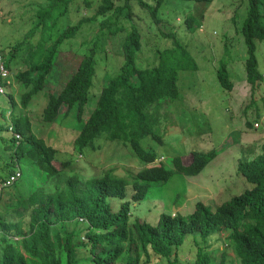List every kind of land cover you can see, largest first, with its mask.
<instances>
[{"label": "trees", "instance_id": "obj_1", "mask_svg": "<svg viewBox=\"0 0 264 264\" xmlns=\"http://www.w3.org/2000/svg\"><path fill=\"white\" fill-rule=\"evenodd\" d=\"M73 1L51 0L48 7L40 12V21L33 34L39 28L41 32L45 27L55 28L59 18L54 13L55 9L65 4L66 11L60 13L64 15ZM85 1L89 7L93 3ZM119 1L101 0L94 16L66 28L51 47L48 44L50 40H41L28 53L27 69L16 76L17 84L23 88L21 96L16 99L15 84L8 86L6 94H0V98H7L9 102V108H5L0 99V139L13 153L10 165L25 163L31 168L33 178L26 182L27 187L32 183L28 194L22 193L23 187L18 186L22 178L10 187L15 193L20 192L18 199L8 205V214L17 220L7 221L6 216L0 220V228L4 231L0 235V264H141L144 257L149 263L151 251L170 260L189 236L206 241L220 233H228V244L241 264H264V144L261 154L239 161L238 173L252 187L222 203L216 210L198 202L192 214L163 213L156 225L130 221L131 201L137 204L144 202L152 188L166 184L176 173L188 177L200 175L218 153L193 152L186 159H172L168 166L166 161L155 164L156 155L141 145L147 137H159L157 125L161 108L181 98L178 86L180 73L196 71L198 66L188 46L182 44L175 33L162 32L172 45L157 50L156 65L142 68L138 64V54L143 36L133 21L134 5L150 10L158 23L161 21L157 17L160 8L170 0H155L153 7L145 0H121L118 4ZM181 1L211 4L215 0ZM248 3L249 10L241 33L247 46V79L255 92L263 80L257 42H264V0H248ZM108 16V20L100 22V32L94 35L95 39L92 38V45L82 55L74 72L59 89L58 82L50 87V78L54 80L53 72L58 68L57 46L76 36L85 25ZM124 21L131 24V29L122 45L123 65L117 75L107 78L97 96L95 108L85 117V108L92 98L98 57L109 39L125 31ZM196 23L190 17L187 23L190 32L196 31ZM228 53L225 47L217 75L221 86L231 90L233 83L226 65ZM14 57L13 53L6 62L10 70ZM42 91L50 94L43 114L44 122L55 124L77 109L76 117L83 123V128L73 141L75 151L95 150L96 143L101 140L123 142L129 145L136 158L149 165L132 181L118 177L113 171L87 181L81 180L77 174L67 177L65 169L70 166V161L62 162V170L54 164L58 150L34 132L31 118L26 113L34 96ZM18 105L22 111L17 110ZM63 107H67L65 113L61 111ZM16 134L20 138H16ZM129 185H132L134 195L115 211L111 200L127 199ZM51 186L53 191L47 189ZM27 214L30 216L28 222L25 221ZM79 220L88 224L86 237L89 242L79 240L80 233L67 226L71 222L79 223ZM56 226L63 232V238L56 231ZM82 249L91 253L84 260L78 257V251ZM202 251L196 264H211L209 255ZM170 264L178 262L170 260ZM219 264H226L225 256Z\"/></svg>", "mask_w": 264, "mask_h": 264}, {"label": "rangeland", "instance_id": "obj_2", "mask_svg": "<svg viewBox=\"0 0 264 264\" xmlns=\"http://www.w3.org/2000/svg\"><path fill=\"white\" fill-rule=\"evenodd\" d=\"M90 1L93 3L89 7L85 0H74L69 4L68 13L64 15L60 13L66 11V5L58 6L54 11L59 15L55 28L45 27L43 32L39 28L33 34L37 22L40 21V12L48 7L51 0H0V47L5 52L7 61L12 58L13 53L15 54L11 64L14 84L17 85V98L21 96L23 88L17 84L16 76L18 71L26 69L25 61L30 50L41 40H50L48 44L51 47L52 43L60 39L66 28L76 25L84 18L94 16L101 0ZM145 1L152 7L156 4L155 0ZM134 6L133 21L143 36L138 54V64L142 68L156 65L157 50L172 45V41L162 36V32L175 33L181 43L188 46L198 66L196 71L180 73L178 86L181 98L161 108L157 125L159 137H147L142 140L141 145L146 151L156 155L155 164L166 161L168 166L171 165L172 159H186L192 156L193 152L218 153L215 160L200 175L188 177L176 173L166 184L152 188L144 202L137 204L131 201V222L140 220L156 225L163 213L179 212L187 216L195 211L198 202L216 210L222 203L252 187V184L238 173V165L241 159H252L261 154L264 144V42H257L259 70L263 74V80L260 88L253 92L247 79V46L241 33L249 10L248 0H215L211 4L170 0L160 8L157 17L161 21L158 23L153 19L150 10L139 5V8ZM190 17L197 21L195 32H190L188 28ZM108 19L109 16L85 25L76 36L57 46L58 68L54 69V80L50 78V87L56 86L57 82L60 84L58 89L63 85L62 82L74 72L82 55L87 53V49L92 45L94 35L100 32V22ZM124 25L125 31L109 39L98 57L92 98L85 108V117L95 108L97 96L107 78L117 75L123 65L122 45L131 29L130 23L124 21ZM225 47L229 50L226 65L233 83L231 90L221 86L217 75ZM49 96L45 91L36 95L29 104L28 114L33 120L36 134L45 138L59 151L54 164L62 170V162L70 161V166L65 169L67 177L77 174L81 180L87 181L113 171L118 177L132 181L149 165L136 158L129 145L123 142L101 140L96 143L95 150L75 151L73 141L83 128V123L76 117L77 109H73L69 117H61L55 124H44L43 109L48 104ZM0 99L3 100L5 108H9L8 99ZM66 109L67 107H63L62 113H65ZM43 124L47 126L44 127ZM12 156L13 153L6 149V143L0 139V220L6 216L7 221L17 220V217L8 214V205L18 199L20 192L15 193L14 188L3 190V180L9 178L13 171H21L25 183L21 180L18 186L23 187L21 192L25 194L30 192L32 186L31 183L27 187L26 182L33 180L32 170L25 163L10 165ZM47 189L54 190L52 186ZM9 192L14 193L8 195ZM127 192V199L111 200L115 211L131 200L135 192L132 185L128 186ZM29 219L27 214L25 221L28 222ZM67 226L70 230L75 229L80 233L79 240L89 242L86 237V222L79 220V223L71 222ZM55 228L63 238L60 227ZM2 233L4 231L0 228V235ZM227 234L212 235L206 241L189 236L170 260L177 261L178 264H196L200 252L204 250L203 254L209 255L211 264H219L223 256L226 264H241L228 244ZM90 254V251L85 249L78 251V257L83 260ZM170 260L151 251L150 262L146 263L147 258L144 257L141 264H170Z\"/></svg>", "mask_w": 264, "mask_h": 264}, {"label": "built area", "instance_id": "obj_3", "mask_svg": "<svg viewBox=\"0 0 264 264\" xmlns=\"http://www.w3.org/2000/svg\"><path fill=\"white\" fill-rule=\"evenodd\" d=\"M13 84L12 81V72L6 65L4 54L0 49V94H6L7 87ZM17 138H20L17 135ZM22 177L21 171L15 172L11 175L5 182H3L1 188L7 189L14 185Z\"/></svg>", "mask_w": 264, "mask_h": 264}, {"label": "crops", "instance_id": "obj_4", "mask_svg": "<svg viewBox=\"0 0 264 264\" xmlns=\"http://www.w3.org/2000/svg\"><path fill=\"white\" fill-rule=\"evenodd\" d=\"M14 61V59L12 60V62ZM14 65H17V63H13ZM11 67H12V64H11ZM26 69H27V67H26ZM26 69H24L23 71H25ZM13 72V71H12ZM18 72H22V71H18ZM14 82H15V78H14ZM19 85V84H18ZM14 87L15 88H17V85H16V83H15V85H14ZM20 87V86H19ZM21 88V87H20ZM22 89V88H21ZM14 91V90H13ZM15 92V91H14ZM23 93V92H22ZM38 95V94H37ZM34 97H36V96H34ZM16 99H17V96H16ZM49 102V101H48ZM48 105V104H47ZM29 107H30V105H29ZM47 107V106H46ZM45 107V108H46ZM45 108L43 109V110H45ZM17 110H19V111H22V108L20 107V105H18V107H17ZM44 112V111H43ZM26 113L28 114V108H27V110H26ZM29 116H30V114H28ZM31 121H33L32 119H31ZM44 124H48V123H44ZM44 124H43V126H44ZM51 124V123H50ZM32 125H33V122H32ZM47 126V125H46ZM46 126H44V127H46ZM33 130H34V132H35V127L33 126ZM45 139V138H44ZM46 140V139H45ZM215 160V159H214Z\"/></svg>", "mask_w": 264, "mask_h": 264}, {"label": "clouds", "instance_id": "obj_5", "mask_svg": "<svg viewBox=\"0 0 264 264\" xmlns=\"http://www.w3.org/2000/svg\"><path fill=\"white\" fill-rule=\"evenodd\" d=\"M0 49H1L2 53L4 54L5 61L7 62L5 52H3V49H2L1 47H0ZM10 71L12 72V70H10ZM13 77H14V74H13V72H12V81H13V84H14V78H13ZM13 84H12L11 86H13ZM11 86H10V87H11ZM7 89H8V87H7ZM6 93H7V91H6ZM10 131H12L11 128H10ZM16 138H17V134H16ZM58 152H59V151H58ZM14 173H15V172H14ZM14 173H13V174H14ZM13 174H12V175H13ZM21 178H22V177H21ZM21 178H20V179H21ZM7 179H8V178H6L5 181H6ZM20 179H19V180H20ZM19 180H18V181H19ZM5 181H4V182H5Z\"/></svg>", "mask_w": 264, "mask_h": 264}]
</instances>
